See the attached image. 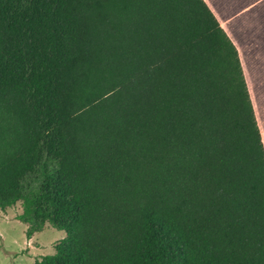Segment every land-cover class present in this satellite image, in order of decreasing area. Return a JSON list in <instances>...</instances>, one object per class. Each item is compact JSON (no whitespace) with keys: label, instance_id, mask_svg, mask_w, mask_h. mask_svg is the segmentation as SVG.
Instances as JSON below:
<instances>
[{"label":"trees","instance_id":"1","mask_svg":"<svg viewBox=\"0 0 264 264\" xmlns=\"http://www.w3.org/2000/svg\"><path fill=\"white\" fill-rule=\"evenodd\" d=\"M32 264H264V143L205 0H0V212Z\"/></svg>","mask_w":264,"mask_h":264},{"label":"rangeland","instance_id":"2","mask_svg":"<svg viewBox=\"0 0 264 264\" xmlns=\"http://www.w3.org/2000/svg\"><path fill=\"white\" fill-rule=\"evenodd\" d=\"M238 48L264 143V0H205ZM18 202L0 212V264H32L51 254L56 240L65 237L49 223L31 238L27 224L16 218Z\"/></svg>","mask_w":264,"mask_h":264}]
</instances>
